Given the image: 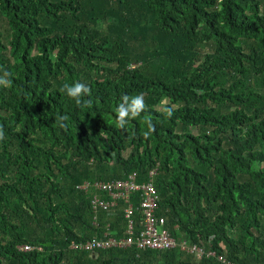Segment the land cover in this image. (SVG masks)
Listing matches in <instances>:
<instances>
[{
    "label": "trees",
    "instance_id": "16d2710c",
    "mask_svg": "<svg viewBox=\"0 0 264 264\" xmlns=\"http://www.w3.org/2000/svg\"><path fill=\"white\" fill-rule=\"evenodd\" d=\"M5 78L0 264H264V0H0ZM76 82L81 104L64 88ZM141 94L119 127L116 108ZM153 169L156 215L214 257L69 249L124 231L122 212L94 223L78 185Z\"/></svg>",
    "mask_w": 264,
    "mask_h": 264
},
{
    "label": "built area",
    "instance_id": "2783aa9c",
    "mask_svg": "<svg viewBox=\"0 0 264 264\" xmlns=\"http://www.w3.org/2000/svg\"><path fill=\"white\" fill-rule=\"evenodd\" d=\"M156 169L151 170L148 181L139 183L137 175L133 174L127 179L110 182L83 181L77 189L90 197V210L93 214L94 223L99 214H105L110 218H116L122 212L124 227L123 236L116 238L107 229L102 238L93 237L79 244L71 243L72 248L82 252L93 253L95 251L109 249H124L136 247L141 251H166L179 248L191 253L200 260L203 256L214 257L215 252H208L202 247L188 245L185 240L180 242L173 238L166 227V218L157 216L158 193L154 186ZM140 194V197H139ZM138 199L139 202H136ZM137 203V204H136ZM105 224L110 228L111 222ZM23 251L32 248L27 245L19 247ZM223 264H235L227 261L222 255L216 257Z\"/></svg>",
    "mask_w": 264,
    "mask_h": 264
},
{
    "label": "clouds",
    "instance_id": "9594fccd",
    "mask_svg": "<svg viewBox=\"0 0 264 264\" xmlns=\"http://www.w3.org/2000/svg\"><path fill=\"white\" fill-rule=\"evenodd\" d=\"M10 83L11 82L9 80H7L6 78L5 79H0V85L9 86ZM64 88L67 90V95L70 98L75 99L77 104H81V99L80 98L83 95L90 94V88L86 84L81 83V82H76L73 85H67L66 84L64 86ZM135 97L136 98L134 99L133 103L128 108H125L123 104H119V107L116 108L117 123H118L119 127H121V128L124 126L125 118L126 117H129V114L130 113L132 114V117L135 118L145 108V104H144V100H143V95L141 94V95H138V96H135ZM126 99H127V96L122 97V100H126ZM84 103H85V105H90L91 102L90 101H85ZM165 111H166V113H167L168 116H171L172 115V113H171L170 110L165 109ZM60 119L61 120H66L67 117L66 116L60 117ZM152 131H155V128H152ZM145 135H147V134H145ZM2 138H3L2 132H0V139H2ZM173 238H175V237H173ZM175 239L177 241H179V242L181 240H185L188 245L190 244L185 238L180 237L179 239H177V238H175ZM190 245H192V244H190ZM21 246H23V245H21ZM21 246H19V247H21ZM19 250L20 251H23L21 249H19ZM180 251H182V250H180ZM182 252L184 254H188V255H191V256L195 257L193 254L187 253L186 251H182Z\"/></svg>",
    "mask_w": 264,
    "mask_h": 264
},
{
    "label": "rangeland",
    "instance_id": "374dc122",
    "mask_svg": "<svg viewBox=\"0 0 264 264\" xmlns=\"http://www.w3.org/2000/svg\"><path fill=\"white\" fill-rule=\"evenodd\" d=\"M165 102H166V100H163L158 108L159 109H162V105H164ZM184 105H186V103H175L173 105V108L182 107ZM187 105H190L191 106L192 103L191 102H187ZM189 132L190 133H193V134H197V130L196 129L190 128L189 129ZM127 155H128V153L126 154V156ZM111 167H114V164H112ZM174 229H176V232H178L177 231V227H174ZM70 245H69V249L70 250H78V249H74V248L70 247ZM78 252H79V250H78ZM149 256L151 257V263H156V264H162L163 263V258H162V255L161 254L151 253Z\"/></svg>",
    "mask_w": 264,
    "mask_h": 264
},
{
    "label": "crops",
    "instance_id": "0c3cea01",
    "mask_svg": "<svg viewBox=\"0 0 264 264\" xmlns=\"http://www.w3.org/2000/svg\"><path fill=\"white\" fill-rule=\"evenodd\" d=\"M91 255H93V253H90Z\"/></svg>",
    "mask_w": 264,
    "mask_h": 264
}]
</instances>
